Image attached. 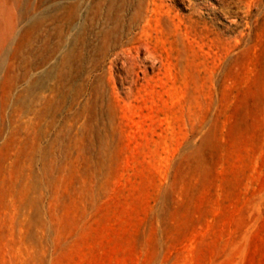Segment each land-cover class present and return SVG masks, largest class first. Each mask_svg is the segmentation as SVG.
I'll return each instance as SVG.
<instances>
[{
  "label": "rangeland",
  "instance_id": "1",
  "mask_svg": "<svg viewBox=\"0 0 264 264\" xmlns=\"http://www.w3.org/2000/svg\"><path fill=\"white\" fill-rule=\"evenodd\" d=\"M0 264H264V0H0Z\"/></svg>",
  "mask_w": 264,
  "mask_h": 264
}]
</instances>
